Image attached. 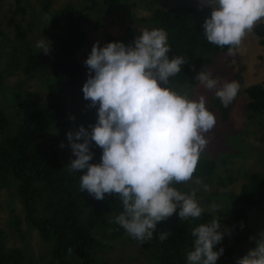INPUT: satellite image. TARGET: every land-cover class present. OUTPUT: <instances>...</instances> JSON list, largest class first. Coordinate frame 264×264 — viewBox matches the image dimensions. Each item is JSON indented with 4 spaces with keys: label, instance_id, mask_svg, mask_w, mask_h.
<instances>
[{
    "label": "clouds",
    "instance_id": "1",
    "mask_svg": "<svg viewBox=\"0 0 264 264\" xmlns=\"http://www.w3.org/2000/svg\"><path fill=\"white\" fill-rule=\"evenodd\" d=\"M198 3L210 9L202 24L207 42L227 47L229 56L264 20V0ZM49 43L42 37L35 47L47 55ZM170 51L162 29L144 30L130 45L110 42L100 47L99 42L94 43L84 61L89 75L82 93L89 101L87 107L96 109L97 119L89 129L80 126L77 132L66 134L75 157L67 164L68 170L83 172L80 191L98 201L106 194L115 195L122 211L113 222L141 244L152 240L157 225L177 209L181 221L197 219L203 213L195 192H181L176 185L192 181L216 117L207 109L204 95L189 99L187 93L167 87L169 79L187 64L182 56L169 59ZM195 79L205 90H214L224 107L236 99L240 88L236 81L221 84L211 72L202 71ZM93 143L102 152L99 163H91ZM210 208L216 211L218 206ZM220 227L216 216L193 229V250L187 253V264H216L223 254V248L213 251L225 234ZM168 235L164 232L158 240L164 242ZM236 264H264V233Z\"/></svg>",
    "mask_w": 264,
    "mask_h": 264
},
{
    "label": "trees",
    "instance_id": "2",
    "mask_svg": "<svg viewBox=\"0 0 264 264\" xmlns=\"http://www.w3.org/2000/svg\"><path fill=\"white\" fill-rule=\"evenodd\" d=\"M39 1L43 10L47 11L50 1ZM122 1L124 0H90L92 5L85 10H93L98 2L116 9ZM162 1L164 0H154L156 3ZM209 15L208 7L178 5L156 8L151 17L139 20L146 30L162 29L166 33L167 44L171 49L167 54L169 59L178 55L187 61V64L182 65L181 72L169 79L167 87L187 83L197 63L199 65L205 62L210 65L215 55L228 51L227 47L219 48L208 43L203 35L202 24ZM81 26L79 11L73 5L65 6L49 21L48 54L52 69L48 103H43L46 104L43 106L37 93L18 90L14 100L21 118L20 125L13 134L9 133V117L0 111V193L14 183L16 196L29 225L50 245L49 264H105L101 258V250L125 233L113 222L122 211V204L117 197L106 194L104 200L98 201L87 191L81 192L79 177L83 172L70 173L67 165L75 157L72 155L70 159H65L69 158L68 155L60 156L57 144L45 140L33 131L34 125H55L59 122L64 115L63 98L66 93L74 89L82 93L83 84L89 75L84 61L88 58L93 44L86 46L88 36L81 30ZM138 27L127 26L115 35L105 33L97 42L100 47L110 42L130 45L143 32ZM253 34L264 47V23H258ZM2 35L0 31V36ZM19 38H24V32H20ZM23 54L25 64L22 71L25 75H33L44 68L31 48L26 49ZM244 92L248 98L246 110L254 114L263 113L264 80L251 84ZM231 105L232 103L224 107L221 101L214 103L213 106L219 110L222 121L229 118ZM96 119H91L83 127L89 129V125H94ZM91 151L94 153L91 163H99L101 149L93 143ZM216 168V161L200 158L192 180L208 179ZM230 199L233 208L229 215L203 210L199 218L181 221L177 209V213L160 222L153 232L152 240L143 244L137 241L148 262L187 264V253L193 250V229L210 223L218 216L221 226L219 230L228 236V240L217 244L213 249L218 251L223 248V254L218 258L223 264H235L237 246L247 241L255 246L253 236L247 232L246 221L249 210L260 208L264 201V171L248 175V182ZM19 224V221L13 222L14 226ZM95 229L98 230V237L104 241L98 239ZM164 232L169 235L164 242H160L158 237ZM0 264H35L25 258L21 248L5 247L1 228Z\"/></svg>",
    "mask_w": 264,
    "mask_h": 264
},
{
    "label": "rangeland",
    "instance_id": "3",
    "mask_svg": "<svg viewBox=\"0 0 264 264\" xmlns=\"http://www.w3.org/2000/svg\"><path fill=\"white\" fill-rule=\"evenodd\" d=\"M49 1L50 7L44 11L39 0H0V31L3 34L0 36V111L10 119V134H13L20 125L21 114L14 100L18 90L37 93L42 105L48 103L51 59L49 54L45 55L35 45L42 37L49 41V21L62 8L73 5L79 11L81 30L88 36L86 45L88 46L96 43L105 33L115 35L127 26L138 25L142 31L146 30L140 25L139 20L151 17L156 8L200 6L198 0H164L160 3L154 0H124L116 9L105 7L102 2H98L93 10H85L92 5L90 0ZM259 23H264V20ZM97 25L100 26L96 28ZM20 32H24L23 39L19 38ZM28 48L33 50L44 67L33 75H25L22 71L25 64L23 53ZM79 57L82 61V54ZM202 71L211 72L213 77H219L221 84L236 81L240 85L226 121L221 120L219 110L213 106L220 101L214 90H205L195 79ZM262 80L264 47L258 43V38L252 30L234 55L220 53L213 57L210 65L205 62L199 65L197 63L187 83L172 87L180 94L187 93L189 99H197L204 95L207 109L216 117L215 127L207 134L209 143L200 156L216 161L217 168L214 174L208 179H200V184L192 180L187 184L176 185L181 192L194 191L196 200L204 211L229 215L233 208L230 197L240 192L241 187L248 182V175L264 171V112L255 114L248 112L246 110L248 98L244 92L246 87ZM88 104L89 101H85L83 93L78 90L66 93L63 98V117L55 125H34V133L57 144L60 156L68 155L69 158L65 159H70L73 156L66 134L75 133L80 126H85L91 119L97 118L96 109L87 107ZM61 144L64 145L63 148L60 147ZM212 204L218 206L216 211L211 210ZM15 221H19L20 224L14 226ZM0 228L4 234L6 248H21L27 260L30 259L35 264H49L50 245L29 225L16 196L13 182L0 193ZM246 229L253 236V243L260 238L261 233H264V201L260 208L249 210ZM97 231L94 230L96 235ZM98 239L104 241L99 237ZM227 240L228 236L224 234L220 243ZM252 248L254 246L248 241L237 246L236 261ZM101 251V258L105 264H150L138 242L126 232ZM216 264L223 263L217 260Z\"/></svg>",
    "mask_w": 264,
    "mask_h": 264
}]
</instances>
